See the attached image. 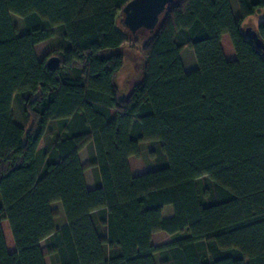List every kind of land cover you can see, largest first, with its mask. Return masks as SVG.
Returning <instances> with one entry per match:
<instances>
[{
    "label": "trees",
    "instance_id": "obj_1",
    "mask_svg": "<svg viewBox=\"0 0 264 264\" xmlns=\"http://www.w3.org/2000/svg\"><path fill=\"white\" fill-rule=\"evenodd\" d=\"M130 1L0 0V264H264V52L242 31L264 0H236L238 16L230 0H178L135 35L123 25ZM255 31L264 43V23ZM125 48L142 73L120 96ZM50 123L56 136L39 152ZM145 143L155 165L133 176ZM157 233L173 238L154 246Z\"/></svg>",
    "mask_w": 264,
    "mask_h": 264
},
{
    "label": "rangeland",
    "instance_id": "obj_2",
    "mask_svg": "<svg viewBox=\"0 0 264 264\" xmlns=\"http://www.w3.org/2000/svg\"><path fill=\"white\" fill-rule=\"evenodd\" d=\"M230 3L232 5L234 14L238 16V6H237L236 0H230ZM11 21H12L13 26L16 28L18 35L23 34L24 33L23 20L15 15H11ZM261 23H264V9L260 10L254 16L249 17L246 20H244L242 23V31L244 32L246 28H252L253 30H257L259 24ZM52 32H53V37L49 41L48 45L51 50H56L60 47V38L56 30H53ZM221 46H222L226 59L232 60L235 58V54H234L233 48L231 46V43L228 37L224 38L223 42L221 41ZM123 52L125 54L124 67L115 79L116 86L118 87L120 96H126L131 91L132 87L141 78V73H142V69H141L142 61H141V57L139 53L129 48H125ZM180 56H181L182 63L185 65L186 68L190 66V61H191L190 59H192V56L194 59V63H196L193 53L188 49H184ZM12 116H13L14 121L21 125L22 123L21 117H20L17 104L15 101L13 102V105H12ZM153 164H154V161L149 157V144L145 143L141 146L140 157L132 158L130 160L131 172L134 174L135 173L142 174L144 172H148L149 170H151L150 168H152ZM170 211H172L171 208H167V209L164 208L163 216H165L166 214H171ZM1 226H2L3 235L5 237L7 249L11 252L12 249L14 250V245H13L12 236L10 233L8 223L6 221H3L1 223ZM157 239L158 240L154 241L153 244L154 245L162 244L163 240L161 239L159 240V238ZM42 250L44 251L45 254H47V247L44 244L42 246ZM155 259H156L157 264H160L159 257L156 256ZM45 263L55 264V258L52 256L46 255Z\"/></svg>",
    "mask_w": 264,
    "mask_h": 264
},
{
    "label": "water",
    "instance_id": "obj_3",
    "mask_svg": "<svg viewBox=\"0 0 264 264\" xmlns=\"http://www.w3.org/2000/svg\"><path fill=\"white\" fill-rule=\"evenodd\" d=\"M175 1L178 0H132L122 10L123 25L132 35L140 30H146L152 34L159 22V17ZM244 35L258 50L264 52V43L255 30L246 28ZM47 64L53 69L57 59L51 58Z\"/></svg>",
    "mask_w": 264,
    "mask_h": 264
},
{
    "label": "crops",
    "instance_id": "obj_4",
    "mask_svg": "<svg viewBox=\"0 0 264 264\" xmlns=\"http://www.w3.org/2000/svg\"><path fill=\"white\" fill-rule=\"evenodd\" d=\"M228 36H223L222 37V42L224 40V38H227ZM190 66L188 68L185 67V65L183 64V67L186 71H189V70H193L196 66V63H194V59H193V56H192V59H190ZM231 60V59H230ZM56 123H50L48 126H47V129H46V132L39 144V147H38V151L39 152H42L43 149L46 147V144L48 143H52L53 140H54V136H56V133H57V127H56ZM46 139V140H45ZM79 157V161H80V164L82 167L85 168V172H84V179H85V183H86V187L89 189V190H93L95 188V180H94V175H93V172L91 169H88V164H89V156H88V150L87 148H84L78 155ZM132 158H130L128 160V164H129V168L131 167L130 166V160ZM153 168V167H152ZM151 169V168H150ZM130 172H131V168H130ZM145 173V172H144ZM131 174L133 176H137V175H140L137 174V173H132ZM143 174V173H142ZM167 208H170V207H166L165 209ZM51 211L55 214V218H54V226H55V229L56 230H59L60 228H62L63 226L66 225V219H65V215H64V212H63V209H62V206L60 203H53L51 205ZM168 212V211H167ZM171 214H172V211H170ZM171 214H166L164 217H169L171 216ZM165 237V239H164ZM159 238V240H163L162 241V244H166L168 242H170L172 240V236H169L165 233H157V234H154L153 237H152V244L154 241H157ZM43 244L47 247V242L46 241H43L40 243V248L42 250V246ZM160 244V245H162ZM154 245V244H153ZM154 246H158V245H154ZM14 250L12 249L11 252H13ZM42 252L44 253V251L42 250ZM46 259V257H45ZM46 264V263H45Z\"/></svg>",
    "mask_w": 264,
    "mask_h": 264
}]
</instances>
